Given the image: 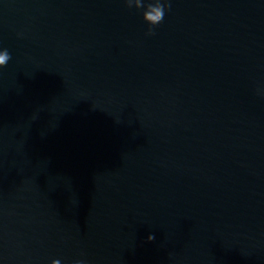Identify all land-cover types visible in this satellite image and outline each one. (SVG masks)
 I'll list each match as a JSON object with an SVG mask.
<instances>
[{"label":"water","instance_id":"water-1","mask_svg":"<svg viewBox=\"0 0 264 264\" xmlns=\"http://www.w3.org/2000/svg\"><path fill=\"white\" fill-rule=\"evenodd\" d=\"M141 12L0 0V264H264V0Z\"/></svg>","mask_w":264,"mask_h":264},{"label":"clouds","instance_id":"clouds-1","mask_svg":"<svg viewBox=\"0 0 264 264\" xmlns=\"http://www.w3.org/2000/svg\"><path fill=\"white\" fill-rule=\"evenodd\" d=\"M124 3L129 8L142 9L141 16L147 25L146 35H152L154 27L163 20L169 9L171 0H124ZM10 58L11 54L8 49L0 47V67L5 65ZM153 237V234L149 235V238ZM51 264H61V260L53 259ZM71 264H87V261L76 259L71 261Z\"/></svg>","mask_w":264,"mask_h":264}]
</instances>
